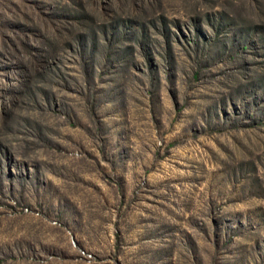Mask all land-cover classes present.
Returning <instances> with one entry per match:
<instances>
[{
    "label": "rangeland",
    "instance_id": "1",
    "mask_svg": "<svg viewBox=\"0 0 264 264\" xmlns=\"http://www.w3.org/2000/svg\"><path fill=\"white\" fill-rule=\"evenodd\" d=\"M0 264H264V0H0Z\"/></svg>",
    "mask_w": 264,
    "mask_h": 264
}]
</instances>
